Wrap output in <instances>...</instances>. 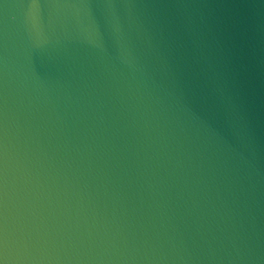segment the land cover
<instances>
[{"label": "water", "instance_id": "95a60500", "mask_svg": "<svg viewBox=\"0 0 264 264\" xmlns=\"http://www.w3.org/2000/svg\"><path fill=\"white\" fill-rule=\"evenodd\" d=\"M0 264H264V0H0Z\"/></svg>", "mask_w": 264, "mask_h": 264}]
</instances>
